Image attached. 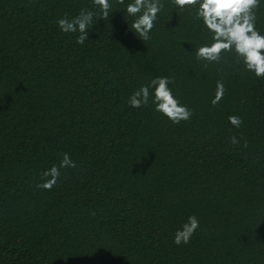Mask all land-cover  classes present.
I'll return each mask as SVG.
<instances>
[{"label":"trees","instance_id":"trees-1","mask_svg":"<svg viewBox=\"0 0 264 264\" xmlns=\"http://www.w3.org/2000/svg\"><path fill=\"white\" fill-rule=\"evenodd\" d=\"M110 2L79 45L57 20L99 12L92 0H0V264H264V79L234 53L195 58L211 43L195 9L164 0L142 41L130 0ZM256 16L264 35V0ZM156 77L175 79L189 121L129 106ZM64 153L76 166L36 188Z\"/></svg>","mask_w":264,"mask_h":264},{"label":"clouds","instance_id":"clouds-1","mask_svg":"<svg viewBox=\"0 0 264 264\" xmlns=\"http://www.w3.org/2000/svg\"><path fill=\"white\" fill-rule=\"evenodd\" d=\"M116 2L123 5L125 0ZM170 3L182 11L195 9L194 18L202 21L204 28L211 33V43L201 45L194 53L198 61L207 62L205 67L210 63L221 62L225 53H234L246 71L264 79V35L256 28V11L260 7V0H170ZM92 4L99 12L84 8L75 17H69L65 13L57 20L61 31L79 33L76 37V43L79 45H84L85 41H88L94 16L101 15L103 19H108L113 8L110 0H92ZM164 7V0H130L126 5L127 15L134 18L131 28L142 41L151 39L150 34L156 27L158 16ZM173 83L174 78H153L150 83L141 85L129 97L128 104L132 108H141L147 106L151 100L155 105V111L173 124L189 121L193 115L192 110L176 98L169 87ZM225 91L224 82L218 80L215 97L211 101L213 107L222 100ZM228 121L236 128L243 124V119L238 115L229 116ZM230 143L238 145L240 141L236 136H232ZM247 146L245 141L244 147ZM75 166L69 154L64 153L59 165H53L41 174L42 182L36 184V188L50 191L60 180V169ZM199 226L198 218L195 215L189 216L182 229L176 231L174 243L177 246L188 244Z\"/></svg>","mask_w":264,"mask_h":264}]
</instances>
